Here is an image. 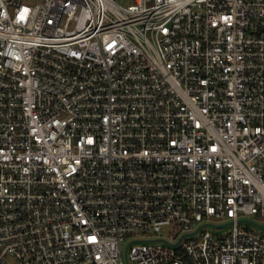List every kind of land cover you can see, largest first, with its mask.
I'll list each match as a JSON object with an SVG mask.
<instances>
[{
    "label": "built area",
    "instance_id": "2783aa9c",
    "mask_svg": "<svg viewBox=\"0 0 264 264\" xmlns=\"http://www.w3.org/2000/svg\"><path fill=\"white\" fill-rule=\"evenodd\" d=\"M251 215L264 0H0V264H264Z\"/></svg>",
    "mask_w": 264,
    "mask_h": 264
},
{
    "label": "rangeland",
    "instance_id": "374dc122",
    "mask_svg": "<svg viewBox=\"0 0 264 264\" xmlns=\"http://www.w3.org/2000/svg\"><path fill=\"white\" fill-rule=\"evenodd\" d=\"M117 1H119L120 3H122L124 5H127L130 2V0H117ZM250 218L253 220H257V221H263L264 220L263 218H260L257 215H251ZM212 219L215 221L214 218H212ZM242 225L245 227L252 228L254 230H258V231L261 230L260 228L255 227L254 225H252L250 223H242ZM208 230H211V228H208ZM173 232H174L173 226L168 225V226H164L163 230L159 233H156L155 235H157V237L163 236L165 238H176L177 235H174Z\"/></svg>",
    "mask_w": 264,
    "mask_h": 264
},
{
    "label": "water",
    "instance_id": "95a60500",
    "mask_svg": "<svg viewBox=\"0 0 264 264\" xmlns=\"http://www.w3.org/2000/svg\"><path fill=\"white\" fill-rule=\"evenodd\" d=\"M241 222L251 223V224L255 225L256 227H258V228L264 230V224L257 223V222H255V221H253V220H250V219H241ZM228 224H229V223H225V224H222V225H217V224L208 223L207 225H210V226H212L213 228L217 229V228H219V227H225V226H227ZM202 226H204V225H201L198 229H196L194 232H192V233H190V234H194V233H196V232H197ZM181 238H182V237H181ZM144 240H146V239H138V241H144ZM180 240H181V239H180ZM180 240H179V241H180ZM179 241L176 242V243H171V244H172V245H177V244L179 243Z\"/></svg>",
    "mask_w": 264,
    "mask_h": 264
}]
</instances>
